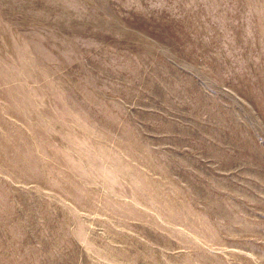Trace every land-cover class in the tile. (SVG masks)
Listing matches in <instances>:
<instances>
[{"label":"rangeland","instance_id":"obj_1","mask_svg":"<svg viewBox=\"0 0 264 264\" xmlns=\"http://www.w3.org/2000/svg\"><path fill=\"white\" fill-rule=\"evenodd\" d=\"M0 264H264V0H0Z\"/></svg>","mask_w":264,"mask_h":264}]
</instances>
